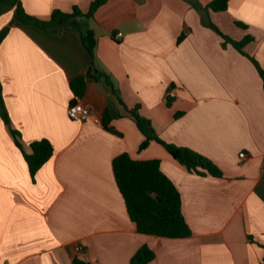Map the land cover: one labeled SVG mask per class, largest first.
<instances>
[{"label":"crops","instance_id":"1","mask_svg":"<svg viewBox=\"0 0 264 264\" xmlns=\"http://www.w3.org/2000/svg\"><path fill=\"white\" fill-rule=\"evenodd\" d=\"M19 1L41 20L75 7L86 14L93 2ZM211 1L107 0L91 18L55 30L13 23L14 9L3 11L0 84L10 125L0 113V264H130L144 245L155 253L149 264H264V86L249 58L264 66V0H229L220 12L207 8ZM214 26L251 40L241 52ZM92 70L102 76L79 99L92 113L73 121L70 81ZM109 105L121 115L111 122L117 133L102 125ZM137 107L161 140L203 155L222 176L189 171L156 141L141 150L145 136L129 113ZM44 139L53 155L32 177L24 154ZM123 153L160 161L181 195L189 237L137 231L112 168Z\"/></svg>","mask_w":264,"mask_h":264},{"label":"trees","instance_id":"2","mask_svg":"<svg viewBox=\"0 0 264 264\" xmlns=\"http://www.w3.org/2000/svg\"><path fill=\"white\" fill-rule=\"evenodd\" d=\"M107 0H93L88 13L83 14L76 7L71 13L54 11L49 20H41L30 15L22 7L19 0H0V15L7 9H14V22L23 25H35L42 29L55 30L64 26H73L74 20L80 17L91 18L93 13ZM229 0H213L207 8L215 12L226 11ZM237 25L246 28L242 23ZM215 27V26H214ZM9 28L0 30V43L7 34ZM227 43L232 44L242 52V48L251 37L237 42L224 35L216 27ZM183 36L179 38V41ZM83 45L91 56L94 55L96 39L92 31H87L82 35ZM246 55V54H245ZM249 57V56H247ZM257 68L264 86V66L253 58L249 57ZM102 73L97 70L90 71L85 76L75 77L70 81V89L75 97L81 99L86 91L89 79L97 80ZM107 78V83L112 87L111 81ZM115 93L116 90H113ZM0 113L5 123L9 126L10 120L5 109L2 98V87L0 84ZM135 120L138 128L145 136L140 145V149H145L151 141H156L163 145L171 156L189 171L197 174L208 173L214 177H221L219 168L208 158L186 147H179L168 144L161 140L155 133L149 120L139 114V108L129 111ZM121 115L112 106H108L102 113L103 127L112 133H117L111 126L112 120ZM15 136L16 145L22 149L21 143L17 139L18 132L12 130ZM32 152L24 154L28 163L30 174L35 177L38 170L52 157L54 148L48 140L34 141L31 144ZM113 173L119 191L125 201L126 209L131 221L136 225L139 233L164 238H186L191 235V230L182 212L181 195L175 184L161 170L159 160H134L127 153L117 156L112 162ZM264 249V245H263ZM155 258V253L147 245L142 246L131 258L130 264H149ZM74 264H89L81 258H76Z\"/></svg>","mask_w":264,"mask_h":264},{"label":"built area","instance_id":"3","mask_svg":"<svg viewBox=\"0 0 264 264\" xmlns=\"http://www.w3.org/2000/svg\"><path fill=\"white\" fill-rule=\"evenodd\" d=\"M122 34L118 33L116 34V37H120ZM169 98H174L175 97V91H170L168 93ZM92 111L90 108L86 107L84 104H82L79 100V98L75 97V101L72 102L67 110V115L68 117L77 122H82L85 121L89 118L91 115ZM241 158H245L246 154L245 153H240ZM83 247L79 244L75 245L74 251L76 254H82L83 253Z\"/></svg>","mask_w":264,"mask_h":264}]
</instances>
